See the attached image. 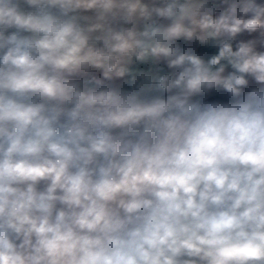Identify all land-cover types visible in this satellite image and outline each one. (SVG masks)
Masks as SVG:
<instances>
[{
  "label": "clouds",
  "instance_id": "1",
  "mask_svg": "<svg viewBox=\"0 0 264 264\" xmlns=\"http://www.w3.org/2000/svg\"><path fill=\"white\" fill-rule=\"evenodd\" d=\"M0 264H264V0H0Z\"/></svg>",
  "mask_w": 264,
  "mask_h": 264
}]
</instances>
